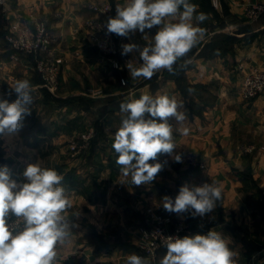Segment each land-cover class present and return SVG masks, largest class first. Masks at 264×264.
Here are the masks:
<instances>
[{
    "label": "rangeland",
    "instance_id": "374dc122",
    "mask_svg": "<svg viewBox=\"0 0 264 264\" xmlns=\"http://www.w3.org/2000/svg\"><path fill=\"white\" fill-rule=\"evenodd\" d=\"M23 2L33 5L38 3L39 6V0H0V99L14 102L17 95L12 86L16 80L27 79L34 88V101L29 105L31 114L24 116L20 122L21 127L14 133L0 136V165H8L13 178L18 182H26L22 176L23 171L29 164L37 162L43 167L55 169L63 176L62 184L70 191L74 204L73 209L69 210V222L77 227L72 228V243L58 249V264H126L127 257L131 254L147 258L150 264H160L167 249L163 246L154 256H148L146 231L159 222H164L170 230L183 223L185 228L181 230L180 237L183 238L195 223L203 227L216 223L219 218L217 206L222 201L217 202L211 215L201 220L197 217L189 220L188 214L191 213H182L187 216L184 221L174 212L164 209L163 198L168 196L174 199L186 179H192L195 175H198L195 178L197 181L202 179H199L202 184L209 183L211 174L206 175L209 165L215 169H219L217 165L221 163L229 166L233 158L231 150L235 147L232 138L238 140L240 147L264 158V89L253 97L246 96L244 91L249 75L264 72V63H259L262 67L249 69L237 66L234 63V48L237 44L227 37L233 32L225 29L223 20L215 19L219 30L211 35V38L214 34L217 36L214 44L205 49L203 57L209 58L217 54L223 60V67L230 68L232 65L236 69L233 76L224 77L226 83L230 84L228 83L227 90L221 92L222 99L226 101L225 106L217 111L215 105L222 79L192 83L185 75L189 68H193L195 58L199 55L195 47L178 61L180 65L185 60L189 61L186 67L178 68L176 74L161 70L148 80L143 77L132 79L127 65L133 62L138 67V64L143 63L136 50L138 46L144 47L151 42L157 27L146 29L144 33L137 31L132 42L137 45V49L127 57L116 59L99 52L98 56L90 55L89 59H79L78 54L81 52L75 48L74 43L71 44V40H65L62 47L71 58L67 60V70L64 71L63 60L56 49L59 40L54 33L53 24L68 13L44 11L43 7L35 10V6L24 9L21 4ZM211 2L190 0L196 6V13H204L206 17L210 12ZM88 7L90 8V4ZM74 14L84 27L82 48L88 49L91 46L88 20L93 13L88 10ZM261 16L262 14L258 19L251 20L246 15V19L257 22ZM211 22L207 18L199 26L210 28ZM37 24H43L51 31L55 40V54L60 60L59 76L52 86L46 85L39 75L34 54L20 53L17 59L11 57L12 50L8 41L10 33L22 27L35 30ZM239 30L246 29L242 26ZM169 78L174 79L173 92L178 101H183V110L187 116L183 126L193 133L198 142L193 146L194 150L190 151V140H181L184 135L175 130L177 122H171L175 118H170L177 147L172 155H158L157 162L162 164V170L153 182L136 186L130 183L131 177L121 174L120 166L116 164L117 154L112 148L115 132L121 124L119 106L129 97L139 98L144 94L142 90L150 95H157L159 91L161 93ZM188 89L193 91L190 93ZM260 99L263 101L253 108V103ZM238 104H243L240 110H237ZM205 112H210L215 118L211 119L212 116L209 118V115L206 118ZM195 115L203 123L190 122ZM207 120L211 122L206 123ZM211 126H215L213 129L216 133L224 132L229 138L225 145L213 142L214 154L205 156L200 145L208 144L211 147V132H207ZM175 155L181 156L180 162H176ZM252 156L254 157L253 154ZM245 159L249 161L250 158ZM249 163L246 162L243 170L246 175L251 172V167L247 166ZM193 167H197L198 171L194 172L191 169ZM258 186L257 182L250 180L246 183V190L253 194L251 205L255 213L260 215L263 214L261 210L264 198ZM258 246L257 241H248L246 250L236 254L237 264H257L251 258ZM230 247L234 250L235 246L231 243Z\"/></svg>",
    "mask_w": 264,
    "mask_h": 264
},
{
    "label": "clouds",
    "instance_id": "9594fccd",
    "mask_svg": "<svg viewBox=\"0 0 264 264\" xmlns=\"http://www.w3.org/2000/svg\"><path fill=\"white\" fill-rule=\"evenodd\" d=\"M116 12L106 23L108 33L127 37L158 28L151 42L140 50L143 63L138 67L128 63L132 79L150 80L161 70L176 74L189 63L185 60L180 65L178 61L205 38V29L199 24L207 17L197 14L190 0H127L124 6L117 5ZM122 49V55H127L137 45L125 44ZM12 90L17 95L14 102L0 99V136L16 132L24 116L31 114L34 88L30 81L16 80ZM119 109L121 124L112 143L116 164L124 177H131V184H150L162 170L158 155H172L177 147L169 119L175 118L176 131L188 135L189 129L183 126L187 120L183 101L166 93H144L121 102ZM175 160L180 162L181 156L175 155ZM22 176L26 182H18L8 165H0V264H58V249L72 243V228L77 227L69 222V210L74 206L70 191L63 186L61 174L39 162L29 164ZM221 199L217 182L199 186L185 183L174 199L163 198V207L170 213L203 217ZM163 243L167 251L160 264H237L231 241L215 230L183 238L170 236ZM126 264L150 261L131 254Z\"/></svg>",
    "mask_w": 264,
    "mask_h": 264
},
{
    "label": "crops",
    "instance_id": "0c3cea01",
    "mask_svg": "<svg viewBox=\"0 0 264 264\" xmlns=\"http://www.w3.org/2000/svg\"><path fill=\"white\" fill-rule=\"evenodd\" d=\"M253 1H264V0H217L218 3H212L213 10H211L207 14V18L211 20V27L210 28H203L205 29V38L200 41L196 46V50H200L205 43L211 40V35L213 32L218 31V23L215 19L225 21L226 30L232 31L233 34L239 38V41L236 42L237 46L234 48L235 53V60L234 63L237 66H240L244 69H249L251 67H262L259 65L260 62L264 63V14L259 18L256 22L250 21L246 19L245 10L249 3ZM93 2H102L99 0H39L38 3L33 5V3L23 2L21 3L24 9H27L28 6H35L34 9L36 10L39 7H43L44 11L50 10L55 11L58 13H68L62 15L56 22L53 24L54 33L57 34V38L59 42L56 44V49L58 54L61 56L63 63V70H67V63L71 56L69 53L62 47V43L65 40H71V44H75V48L79 50L81 53L78 54V58L80 59H89L90 55L98 56V51L93 50V46L88 47V49L82 48V39L84 37V27L80 25V22L77 18H75L74 12L80 11H91L92 10L88 7L89 4ZM117 5L123 4L125 5L126 0H116ZM223 8L225 11L223 12ZM175 22V21H174ZM242 26H248L247 32H241L239 29ZM200 27V26H199ZM158 31V29H157ZM156 31V32H157ZM137 32V31H136ZM131 35V43L134 42V36L136 34ZM259 34H256V33ZM143 46H138L136 50L137 53L140 55V50ZM223 60L217 54L211 56L209 58L198 56L195 58L193 68H189L186 71V76L189 82H207L213 78L215 79H222L220 88H219V97L217 100V104L215 105V109L220 111L223 106H225V99H222L221 92L225 89L227 90L230 82L226 83L227 81L224 77H231L234 75V70L232 65L230 68L223 67ZM234 66V65H233ZM238 68V67H237ZM237 72V71H236ZM238 73V72H237ZM240 73V72H239ZM238 73V74H239ZM231 82H233L231 78ZM175 91V82L173 78L167 79L166 84L162 87L161 93L159 91L158 94H168L170 96H175L177 99V95L173 92ZM143 93H147L146 90H142ZM264 95V94H263ZM264 99V96H263ZM263 99L257 100L253 103V108L258 106ZM178 100V99H177ZM243 104H238V109L242 107ZM264 105V101L262 102ZM210 112H212L210 110ZM210 112H205L206 118L210 114ZM218 114V112H217ZM215 118L214 116L211 119ZM203 123L198 116H194L190 122ZM171 122L173 124L176 123L175 119ZM211 122L210 120L206 121V123ZM215 127V126H213ZM211 126L208 128L207 132H211L209 135V139L211 142V147L206 145H200V150L204 152V155L214 154L213 152V145L212 143L222 142L225 145V142H228V135L224 132L216 133ZM204 130V129H203ZM192 132H188V137L183 136L181 140L185 139L190 140L189 150H194L193 146L197 143L198 139L192 135ZM232 142L234 143L235 147L231 150L232 155V162L228 166L225 163H221L217 165L219 169H215L211 165L207 168V174L210 175L209 183L217 182L218 185L222 189V201H221V211H220V220L216 223H213L207 228L202 229L200 225L196 224L193 228L190 227L187 236H193L195 234H206L209 230H215L222 234V236L228 238L232 244H234V252L238 255L241 254L246 250L245 244L243 242L244 228H246L250 234L252 240L257 241L260 245L259 248L254 250L253 256L251 261L257 262V264H264V214L257 215L253 208L252 204V197H250V193L246 190V182L243 180L242 172L244 167L246 166V162L249 163V167H251V174L253 178L258 182L259 187L262 189L264 193V158H259L257 153L255 154L253 151L246 150L243 146L240 147L238 140L232 138ZM229 144V143H227ZM225 150V149H224ZM228 150V149H227ZM226 152V151H225ZM229 154V151H228ZM254 155V157L252 156ZM251 156V157H250ZM246 157L250 158L249 161H246ZM230 169V171H229ZM198 176V175H197ZM195 175L194 177L186 179L185 183L191 185L199 186L201 185L202 179H195L197 178ZM201 177V176H199ZM184 183V184H185ZM213 212V211H212ZM212 212L207 213L203 217L196 216L200 220L202 218H206L212 214ZM176 216L182 220H186V214H177ZM186 236V235H185ZM256 239V240H255Z\"/></svg>",
    "mask_w": 264,
    "mask_h": 264
},
{
    "label": "built area",
    "instance_id": "2783aa9c",
    "mask_svg": "<svg viewBox=\"0 0 264 264\" xmlns=\"http://www.w3.org/2000/svg\"><path fill=\"white\" fill-rule=\"evenodd\" d=\"M217 3V0H215ZM124 6L123 4H118ZM117 5L111 2L90 4L93 15L88 20V35L90 45L97 48L98 52L104 56L119 58L130 55H122V46L131 43V35L127 37L108 33L106 23L108 19L115 18ZM264 12V1H253L246 7L245 13L251 20H256ZM8 41L12 49L11 57L17 59L20 53L34 54L36 59V69L42 75L46 85H54L59 76V62L55 54V40L51 31L43 24H37L35 30L22 27L16 32L10 33ZM264 89V72L252 73L249 75L245 85V95L253 97ZM264 150V145L262 146ZM162 218V217H161ZM183 223L177 225L174 230H170L164 222H159L148 229L145 233L146 253L154 256L156 251L164 246V239L167 237H181Z\"/></svg>",
    "mask_w": 264,
    "mask_h": 264
},
{
    "label": "trees",
    "instance_id": "16d2710c",
    "mask_svg": "<svg viewBox=\"0 0 264 264\" xmlns=\"http://www.w3.org/2000/svg\"><path fill=\"white\" fill-rule=\"evenodd\" d=\"M210 2H211V0H210ZM111 3H112L114 6L117 5V2H116V1H111ZM210 6H211L210 11H211V10H213L212 2H211V4H210ZM263 13H264V12H263ZM221 20H223V19H221ZM225 24H226V23H225V21L223 20V25H225ZM244 27H245L246 30H240L241 32H247V31H248V26H244ZM220 34H224V33H220ZM216 36H217V35L214 34V36L211 38V40L204 44V46L198 51V53H199L198 56H205V54H204V52L206 51L205 49H206L207 47L212 46V45L214 44V40H215ZM227 37H228L230 40H232L233 43L239 41V38H237L234 34H232L231 36H227ZM10 50H12L11 47H10ZM185 73H186V72H185ZM39 75L41 76L42 80L44 81L42 75H41V74H39ZM185 75H186V74H185ZM191 169H193L194 172H197V171H198V168H197V167H193V168H191ZM242 177H243V180H244L246 183L249 182V180L252 181V182H257V181L253 178L251 172H250L248 175H246V173L243 171V172H242ZM257 183H258V182H257ZM258 185H259V184H258ZM258 187H259V186H258ZM259 190H260V194H261V196H263V198H264V193H263V191H262V189H261L260 187H259ZM250 197L253 198V194H252V193H250ZM252 198H251V199H252ZM220 204H221V203H220ZM220 204L217 206V208H218V210H219V218H218V221L220 220V211H221V206H220ZM261 211H263V214H264V205H263V208H262ZM263 214H260V215H263ZM193 218H194V217H192V215H189V214H188V219H189V220H192ZM195 219H197V218L195 217ZM212 224H213V223H212ZM212 224H210V225H212ZM195 225H196V223L193 224V225H191V227L193 228ZM210 225H208V226H204V227L202 226L201 228L204 229V228L209 227ZM243 229H244V234H245L244 237H243V242H244V244L246 245V244L248 243V241H251L252 243H254V241H253V240L251 239V237H250V234H249L248 230H247L246 228H244V227H243ZM257 248H259V246H258Z\"/></svg>",
    "mask_w": 264,
    "mask_h": 264
},
{
    "label": "water",
    "instance_id": "95a60500",
    "mask_svg": "<svg viewBox=\"0 0 264 264\" xmlns=\"http://www.w3.org/2000/svg\"><path fill=\"white\" fill-rule=\"evenodd\" d=\"M93 50H94V51H98V49H97V48H95V47H93Z\"/></svg>",
    "mask_w": 264,
    "mask_h": 264
}]
</instances>
